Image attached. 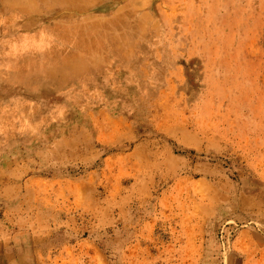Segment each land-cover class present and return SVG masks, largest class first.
<instances>
[{
    "label": "rangeland",
    "instance_id": "1",
    "mask_svg": "<svg viewBox=\"0 0 264 264\" xmlns=\"http://www.w3.org/2000/svg\"><path fill=\"white\" fill-rule=\"evenodd\" d=\"M155 2L156 34L128 64L159 83L137 131L89 122L74 142L0 144V264H264V0ZM46 89L12 111L43 122L42 103L64 123L66 93ZM31 126L28 140L46 129Z\"/></svg>",
    "mask_w": 264,
    "mask_h": 264
},
{
    "label": "bare ground",
    "instance_id": "2",
    "mask_svg": "<svg viewBox=\"0 0 264 264\" xmlns=\"http://www.w3.org/2000/svg\"><path fill=\"white\" fill-rule=\"evenodd\" d=\"M95 1L99 0H0V15H3L0 17L6 16L0 19L1 145L27 144V147L28 143L43 146L49 142L56 145L63 140V130L71 132L70 142H74V135L79 139L83 131L89 137L93 136L94 128H90L89 122L105 125L109 135L118 134L125 128L137 131L133 116L141 112L146 101L156 96L155 89L159 88V83L151 77L153 64H128L139 58L140 45L137 41L146 35L156 34L155 16L160 15V7L155 0ZM127 17L132 18L131 23H125ZM147 23H150L148 30ZM56 46L63 49L54 51ZM126 68L129 71L119 73ZM141 73L148 74V79H144ZM10 85L19 86V89L10 92L7 89ZM42 85L47 86L45 92L51 99L61 92L66 93L60 101L69 110L64 123H60V117L49 116L46 112L48 105L42 103L40 114L47 115L43 122L37 121L40 115L30 118L22 112L12 111L18 104L16 101L26 96L31 97L30 101L37 102L38 87ZM97 89L102 91V96L95 95ZM157 95L161 97L163 94L158 90ZM170 105L162 102V106ZM97 114L105 120L98 121ZM31 125L46 129L28 140ZM55 126L62 128L55 133ZM15 130L18 133L14 135ZM168 132L187 139L190 137L189 131L184 128H169ZM111 140L119 143V148H124V142L119 137L111 136ZM193 210L195 218L203 213L198 204Z\"/></svg>",
    "mask_w": 264,
    "mask_h": 264
}]
</instances>
